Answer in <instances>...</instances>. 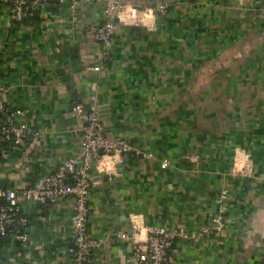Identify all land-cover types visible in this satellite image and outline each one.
<instances>
[{
    "label": "crops",
    "instance_id": "0c3cea01",
    "mask_svg": "<svg viewBox=\"0 0 264 264\" xmlns=\"http://www.w3.org/2000/svg\"><path fill=\"white\" fill-rule=\"evenodd\" d=\"M121 3L148 10L147 19L116 21L112 60L96 71L102 4L41 0L37 16L16 22L0 0V102L38 133L20 156L6 152L0 176L11 185L27 170L32 184L79 154L78 121L69 119L80 104L97 111L108 138L132 148L115 171H90L101 181L91 182L87 230L101 246L89 264H140L120 237L136 226L198 236L226 186L225 233L177 239L171 264H264V0ZM242 153L252 173L232 177ZM24 212L33 259L20 247L4 256L10 264H71V201Z\"/></svg>",
    "mask_w": 264,
    "mask_h": 264
},
{
    "label": "built area",
    "instance_id": "2783aa9c",
    "mask_svg": "<svg viewBox=\"0 0 264 264\" xmlns=\"http://www.w3.org/2000/svg\"><path fill=\"white\" fill-rule=\"evenodd\" d=\"M6 2L16 22H22L33 12L38 13L41 0H2ZM56 7L69 6L71 9L80 5H103V21L95 30L93 39L98 44L96 71L102 70L112 60L111 43L116 30V21L123 24L132 21L135 25H142L147 19L148 10L125 5L121 0H48ZM160 13L165 14L161 9ZM264 19V18H263ZM5 93L4 85L0 81V96ZM72 113L77 118V130L80 134L81 150L77 155L66 158L56 168L46 175L37 178L32 184L25 181L29 172L23 170L18 173L16 180L7 185L0 176V264H10L4 256L12 254L15 249L22 248L30 259L31 215L24 212L25 206H53L62 200L72 203V243L67 250L71 264H89L93 251L101 243L91 237L87 230L89 219L88 200L91 189V169L96 167L99 172L110 173L106 169L101 171L100 162L105 157L123 161L125 155L132 150L131 146L122 140L110 139L105 134V127L95 109L87 110L80 104L72 107ZM0 137L9 144L10 153L18 156L31 142L38 141V133L27 125L18 121V117L11 113L0 102ZM198 158L191 156L189 158ZM116 163V165H117ZM115 165V169H116ZM163 162L162 166L167 167ZM114 169V171H115ZM27 171V172H26ZM232 177H250L252 162L244 153L236 155L230 170ZM229 194L228 186L217 197L218 210L212 219L210 227H205L198 234H189L183 229H170L159 225L134 227L129 235L120 237L128 242L133 250L135 259L140 264H171L169 252L177 239L198 241L204 236L219 237L225 233L228 220L225 215L224 201ZM18 264L17 262H12Z\"/></svg>",
    "mask_w": 264,
    "mask_h": 264
},
{
    "label": "clouds",
    "instance_id": "9594fccd",
    "mask_svg": "<svg viewBox=\"0 0 264 264\" xmlns=\"http://www.w3.org/2000/svg\"><path fill=\"white\" fill-rule=\"evenodd\" d=\"M119 161V157L117 156L115 159L105 157L102 162L99 164V168L101 171L107 170L109 172L114 171L116 163Z\"/></svg>",
    "mask_w": 264,
    "mask_h": 264
},
{
    "label": "trees",
    "instance_id": "16d2710c",
    "mask_svg": "<svg viewBox=\"0 0 264 264\" xmlns=\"http://www.w3.org/2000/svg\"><path fill=\"white\" fill-rule=\"evenodd\" d=\"M30 1V0H28ZM40 10H41V7H40ZM38 13H35L33 12L30 16H28L27 18L25 19H28V18H33L32 16H37ZM24 19V20H25ZM2 121V116L0 115V122ZM1 139V138H0ZM1 146H0V164L4 163L5 162V157H6V152H9L7 149L9 148V144L1 141Z\"/></svg>",
    "mask_w": 264,
    "mask_h": 264
},
{
    "label": "water",
    "instance_id": "95a60500",
    "mask_svg": "<svg viewBox=\"0 0 264 264\" xmlns=\"http://www.w3.org/2000/svg\"><path fill=\"white\" fill-rule=\"evenodd\" d=\"M70 110H72V109H70ZM69 123H71L72 125H76L77 124V118L75 116L73 118H70L69 119ZM127 161H128V157L125 156L123 158V163H126ZM118 167H120V165H118ZM103 179H104V181H108L109 177L107 175H105V176H103ZM99 181H101V178L100 177H94V178L91 179V182L93 184H95V183H97Z\"/></svg>",
    "mask_w": 264,
    "mask_h": 264
}]
</instances>
